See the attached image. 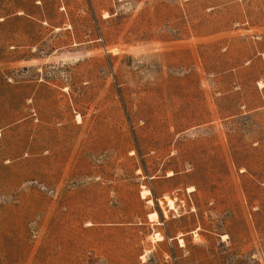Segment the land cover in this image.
I'll return each mask as SVG.
<instances>
[{
  "label": "rangeland",
  "instance_id": "1",
  "mask_svg": "<svg viewBox=\"0 0 264 264\" xmlns=\"http://www.w3.org/2000/svg\"><path fill=\"white\" fill-rule=\"evenodd\" d=\"M0 264H264V0H0Z\"/></svg>",
  "mask_w": 264,
  "mask_h": 264
},
{
  "label": "bare ground",
  "instance_id": "2",
  "mask_svg": "<svg viewBox=\"0 0 264 264\" xmlns=\"http://www.w3.org/2000/svg\"><path fill=\"white\" fill-rule=\"evenodd\" d=\"M148 193H150V191H148V190L147 191H144L143 194H142L143 197H146V194H148ZM170 205L173 206V201H170ZM151 216L152 217H155V216H157V213H153Z\"/></svg>",
  "mask_w": 264,
  "mask_h": 264
}]
</instances>
